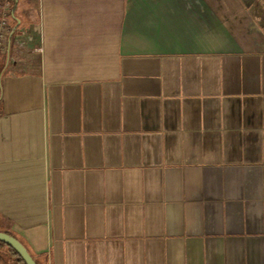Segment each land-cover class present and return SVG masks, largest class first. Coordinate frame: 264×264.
<instances>
[{
    "label": "crops",
    "instance_id": "0c3cea01",
    "mask_svg": "<svg viewBox=\"0 0 264 264\" xmlns=\"http://www.w3.org/2000/svg\"><path fill=\"white\" fill-rule=\"evenodd\" d=\"M9 23L0 233L36 264H264V0H17Z\"/></svg>",
    "mask_w": 264,
    "mask_h": 264
},
{
    "label": "built area",
    "instance_id": "2783aa9c",
    "mask_svg": "<svg viewBox=\"0 0 264 264\" xmlns=\"http://www.w3.org/2000/svg\"><path fill=\"white\" fill-rule=\"evenodd\" d=\"M17 0H2L0 3V54L8 49L9 36L11 34V26L9 23L12 15V8Z\"/></svg>",
    "mask_w": 264,
    "mask_h": 264
},
{
    "label": "water",
    "instance_id": "95a60500",
    "mask_svg": "<svg viewBox=\"0 0 264 264\" xmlns=\"http://www.w3.org/2000/svg\"><path fill=\"white\" fill-rule=\"evenodd\" d=\"M0 243L14 251L24 264H36L24 246L13 237L0 233Z\"/></svg>",
    "mask_w": 264,
    "mask_h": 264
},
{
    "label": "trees",
    "instance_id": "16d2710c",
    "mask_svg": "<svg viewBox=\"0 0 264 264\" xmlns=\"http://www.w3.org/2000/svg\"><path fill=\"white\" fill-rule=\"evenodd\" d=\"M2 2V0H0V3ZM14 8V6H13ZM12 8V10H13ZM5 252L6 253V257L3 259L0 257V264H4L3 262H5L4 260H6L7 264H24L23 261L18 257V255L12 251L10 248H8L7 246H5L4 244L0 243V256H1V252ZM3 255V254H2ZM10 262V263H9Z\"/></svg>",
    "mask_w": 264,
    "mask_h": 264
},
{
    "label": "rangeland",
    "instance_id": "374dc122",
    "mask_svg": "<svg viewBox=\"0 0 264 264\" xmlns=\"http://www.w3.org/2000/svg\"><path fill=\"white\" fill-rule=\"evenodd\" d=\"M2 253V252H1ZM1 258H5L2 254H1V256H0ZM5 262H3L4 264H7V262H6V260H4Z\"/></svg>",
    "mask_w": 264,
    "mask_h": 264
}]
</instances>
